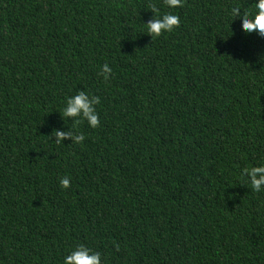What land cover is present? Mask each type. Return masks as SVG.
I'll return each mask as SVG.
<instances>
[{
	"label": "trees",
	"instance_id": "16d2710c",
	"mask_svg": "<svg viewBox=\"0 0 264 264\" xmlns=\"http://www.w3.org/2000/svg\"><path fill=\"white\" fill-rule=\"evenodd\" d=\"M150 4L180 25L150 36ZM236 5L254 0H0V264L78 244L101 264H264V190L241 174L264 163V37ZM78 90L95 129L63 118Z\"/></svg>",
	"mask_w": 264,
	"mask_h": 264
},
{
	"label": "clouds",
	"instance_id": "9594fccd",
	"mask_svg": "<svg viewBox=\"0 0 264 264\" xmlns=\"http://www.w3.org/2000/svg\"><path fill=\"white\" fill-rule=\"evenodd\" d=\"M165 4L169 9H176L182 6L183 0H165ZM149 9L153 13V18L147 23H143L147 27L150 36H160L162 33L173 31L180 25V18L171 12L159 14V9L155 4H150ZM228 14L231 20L238 18L240 27L245 34L255 32L257 35L264 37V0H254V8L252 10H242L238 5L232 6ZM264 59V54L261 55ZM112 68L107 63L102 65V75L105 81L109 79ZM100 104V97L91 95L84 90H78L74 95L65 99L62 113L63 118H74L72 123L79 124L86 121L90 128L99 126V116L96 106ZM54 137V139H53ZM51 139L56 143H62L64 139L71 140V143H81L84 140L82 133H76L73 129L70 131L55 130V136ZM241 174L246 176L252 190H264V163L257 166L245 167L241 170ZM63 188H68L70 180L64 177L59 181ZM61 264H101V254L93 251L85 244H78L76 247L69 249L63 256Z\"/></svg>",
	"mask_w": 264,
	"mask_h": 264
}]
</instances>
